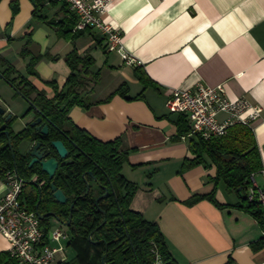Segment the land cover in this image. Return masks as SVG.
I'll use <instances>...</instances> for the list:
<instances>
[{
  "label": "crops",
  "instance_id": "1",
  "mask_svg": "<svg viewBox=\"0 0 264 264\" xmlns=\"http://www.w3.org/2000/svg\"><path fill=\"white\" fill-rule=\"evenodd\" d=\"M12 1H0V55L17 69L12 77L27 76L53 97L52 86L29 74L35 56L34 70L44 80L56 81L59 90L72 72L67 55L74 48L80 56L93 58L89 67L78 66L80 103L68 116L99 140L122 139L128 151L122 173L138 184L131 208L159 225L177 264H264V228L238 207L240 193L224 181L215 190L210 178L216 170L208 156V166L183 167L191 156L189 138L179 132V114L166 106L174 88L199 82L223 83L230 99L244 96L261 106V116L251 127L264 170V0H111L108 21L123 32L126 51L137 59L134 65L125 63L120 52L107 50L97 28L72 39L75 16L65 3L46 0L42 13L47 19L41 20L34 17L31 0H17L15 15ZM58 21L64 23H53ZM28 38L29 51L22 55ZM5 68L0 62V105L16 118L12 129L19 132L37 114L33 110L23 117L31 105L2 77ZM121 87L126 95L114 93ZM18 106L21 111L16 112ZM225 117L219 113L220 119ZM31 145L22 142L20 152L25 154ZM4 170L0 167V195L6 189ZM255 182L264 188V171L255 175ZM30 190L23 188L27 205ZM213 190L216 201L209 196ZM50 223L69 233L53 264H105L102 246L73 237L69 226L54 217L43 226L51 228ZM9 250L8 239L0 233V253Z\"/></svg>",
  "mask_w": 264,
  "mask_h": 264
},
{
  "label": "trees",
  "instance_id": "2",
  "mask_svg": "<svg viewBox=\"0 0 264 264\" xmlns=\"http://www.w3.org/2000/svg\"><path fill=\"white\" fill-rule=\"evenodd\" d=\"M45 4L46 0H36L33 12L35 18L47 19L42 13ZM18 9V1H12L13 15ZM53 23L60 26L64 22ZM69 32H74L72 39H75L83 31H78L74 27ZM29 41L28 38L22 55L28 53ZM38 58L35 56L28 64L29 74L52 86L55 92L53 97H48L44 91L39 90L27 76L20 74L18 77H12L17 73V69L0 55V62L6 67L1 71L2 77L14 88L17 95H21L31 105L25 115L33 110L37 115L43 114L50 127L47 135H42L29 125L19 132H14L12 124L15 118L8 122L7 129L11 132L15 158L6 135L1 133L0 167H4V175L7 170L15 169L25 180H29L35 174L43 177L40 211H54L65 222L70 219L72 212L69 229L73 237H82L90 243L95 242V245L102 246L101 255L105 264H149L156 258L155 250L163 264H177L167 248L159 225L146 220L141 213L131 208L138 184L127 180L122 173L128 155V151L122 148V139L119 137L111 141L99 140L77 126L68 116L69 109L80 103L76 92V87L81 82L78 66L83 64L84 68L89 67L94 61L93 58L80 56L76 48L67 55L72 72L67 79L66 87L62 90H59L56 81L44 80L34 70L33 66ZM140 79L142 80L141 77ZM118 92L126 95L127 90L121 87L114 93ZM3 123L4 118L0 116V126ZM177 124L180 134L189 133L187 116L179 114ZM56 139L64 141L69 155L67 159L60 160L54 178L49 179L40 165L34 164L29 168L31 157L23 155L19 145L23 140L31 142L42 140L50 144ZM189 151L191 156L185 159L183 167L189 168L198 164L208 166L205 159L208 156L211 167H215L216 170L214 176L210 178L215 182V190L218 183L224 181L228 189L240 193L242 200L238 207L249 211L264 228V211L261 204L256 198L253 200L249 198V189L253 186L251 176L263 170V161L252 127L238 123L231 126L226 135L209 140L196 133L189 137ZM89 171H92L93 175H89L87 173ZM51 181L68 196L66 204H59L52 197ZM87 182L91 185L89 190ZM26 186L31 187L28 207L37 210L39 191L30 184H24V187ZM103 186L107 187L108 194L97 201L99 196L105 193ZM215 190L209 195L214 201ZM41 222L43 224L46 220ZM0 264H18V259L10 251L3 252L0 253Z\"/></svg>",
  "mask_w": 264,
  "mask_h": 264
},
{
  "label": "built area",
  "instance_id": "3",
  "mask_svg": "<svg viewBox=\"0 0 264 264\" xmlns=\"http://www.w3.org/2000/svg\"><path fill=\"white\" fill-rule=\"evenodd\" d=\"M56 1L65 3L75 16L76 30L97 28L107 40V50L120 52L127 64L138 63L124 47L123 32L108 21L111 0ZM166 106L171 113L187 116L190 131L183 138L198 133L207 140L226 135L238 123L251 126L263 111L244 96L230 99L223 83L199 82L192 88H174ZM221 112L226 114L224 119L219 118ZM251 180L254 184L249 189V198H256L264 211V188L256 184L254 174ZM4 181L6 189L0 195V233L8 239L9 251L18 259V264H53L65 250L63 241L69 238L68 231L62 226L44 229L37 211L29 208L22 198L24 181L15 169L5 172ZM155 253V260L149 264H163L159 253L156 250Z\"/></svg>",
  "mask_w": 264,
  "mask_h": 264
},
{
  "label": "water",
  "instance_id": "4",
  "mask_svg": "<svg viewBox=\"0 0 264 264\" xmlns=\"http://www.w3.org/2000/svg\"><path fill=\"white\" fill-rule=\"evenodd\" d=\"M31 1L34 5L36 4V0H31ZM0 116L4 118V123L0 126V134L3 133L6 135L13 157L15 158L14 147L11 140V132L9 129H7L8 122L15 117H13V114L11 112L8 113L7 109L2 105H0ZM25 116L26 115H24L23 117ZM28 125L30 127H33L36 131L40 132L42 135H47L50 130L49 124L44 120L43 114L36 115L35 118L27 124V126ZM24 141H29V140H23L22 142ZM31 143L32 145L27 150V152L25 154L22 153L23 155H30L31 157L29 162V168H32L34 164H38L41 166V170L47 174L48 178L53 179L60 166V160L68 158L69 155L68 147L61 139L52 140L50 144H47L42 140L33 141ZM87 173L89 175H93L92 171H89ZM34 176H36V178H33ZM23 181L24 184L26 183L30 184L39 191V202L37 203L36 207H37L38 216L41 220H47L50 217H54L57 221H60L64 225L69 226L71 224L72 212L70 214V219L67 222H65L54 211H48L45 213H42L40 211V202L42 199L41 186L44 183L43 177L35 174L29 180L23 179ZM87 186L89 190L91 187L89 182H87ZM50 187L52 191V197L57 203L66 204L68 202V196L63 191V189H61L55 184L54 181H51ZM103 188L105 190V193L99 196L97 201L101 197H105L108 194L107 187L103 186ZM72 208H73V204H71V209ZM44 229L47 230L48 226H45ZM121 229L122 228H120V230Z\"/></svg>",
  "mask_w": 264,
  "mask_h": 264
},
{
  "label": "rangeland",
  "instance_id": "5",
  "mask_svg": "<svg viewBox=\"0 0 264 264\" xmlns=\"http://www.w3.org/2000/svg\"><path fill=\"white\" fill-rule=\"evenodd\" d=\"M6 81V80H5ZM7 82V81H6ZM8 83V82H7ZM9 84V83H8ZM10 85V84H9ZM3 94H4V92H2ZM2 94V95H3ZM5 95V94H4ZM15 97H17L16 95H15ZM14 96L13 97H11V99H10V101H11V103L13 104L14 102H13V100H14V98H15ZM14 105V107H15V104H13ZM7 107V106H6ZM16 108V107H15ZM21 111V109H19V106H18V108L16 109V112H18V111ZM29 115V114H28ZM257 180L259 181V178L257 177ZM253 184H254V182H253ZM57 224H55V223H50V227L52 228V229H54V228H56L57 226H56Z\"/></svg>",
  "mask_w": 264,
  "mask_h": 264
}]
</instances>
